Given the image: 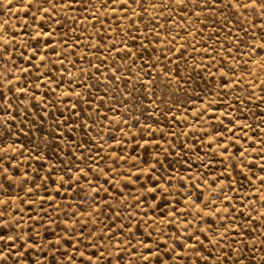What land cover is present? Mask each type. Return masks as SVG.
Segmentation results:
<instances>
[{
	"label": "rangeland",
	"instance_id": "rangeland-1",
	"mask_svg": "<svg viewBox=\"0 0 264 264\" xmlns=\"http://www.w3.org/2000/svg\"><path fill=\"white\" fill-rule=\"evenodd\" d=\"M0 264H264V0H0Z\"/></svg>",
	"mask_w": 264,
	"mask_h": 264
}]
</instances>
